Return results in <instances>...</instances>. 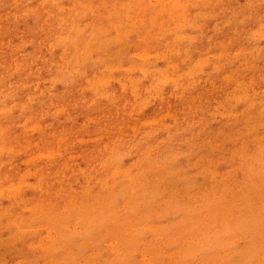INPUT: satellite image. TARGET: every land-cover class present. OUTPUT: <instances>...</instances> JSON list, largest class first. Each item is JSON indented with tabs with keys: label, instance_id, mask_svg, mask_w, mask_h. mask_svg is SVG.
<instances>
[{
	"label": "rangeland",
	"instance_id": "obj_1",
	"mask_svg": "<svg viewBox=\"0 0 264 264\" xmlns=\"http://www.w3.org/2000/svg\"><path fill=\"white\" fill-rule=\"evenodd\" d=\"M38 1L0 0V54H12L15 59L10 65V57L0 55V188L12 184L11 194L15 196L9 200L7 193L0 194V264H57L55 255L61 251L54 249L53 243L68 246L69 258L63 264H103L107 259L112 264L110 244L118 242L112 232L106 236L95 226L79 228L81 235L68 232L63 237L56 229L57 218L66 215V203L78 198L79 203L87 204L89 195L92 200H111L105 201L104 211L96 219L110 222L119 216L117 221L121 222L133 214L137 225L135 239L141 241L135 242L137 245L128 243L131 249L137 246L146 255L154 250L157 241L149 229L151 224L159 229L162 238L158 248L165 253L176 250L184 241L177 229V221L184 218L195 228L190 230L195 231L191 234V255L203 259V264L256 261L253 250L258 247L253 245L249 250L247 243L252 240V232L253 244L264 248V25L255 36L238 42L237 57L215 56L216 67L211 71L217 73L227 65L228 73L238 70L247 90L251 87L250 76H246L251 72L247 69L256 68V94L248 98L239 95L240 103L231 114L217 105L221 92L213 91L204 62L191 67L185 62V68H191L189 76L171 73L168 84H157L152 94L143 98L142 92L137 93L140 90H135L132 83L145 74L151 63L145 57L148 46L164 54L171 49L173 40L167 36L166 44L156 32L151 36L148 32L145 44L132 48L134 54L138 53L135 58L131 53L126 56L121 44H113L106 36L102 38L100 33L88 30L82 35L91 39L92 47L89 52L80 53L81 61L65 57L71 58V63L57 75L51 73L50 67L38 69L36 57L29 53H40L41 49L45 51L42 54H52L53 63H65L61 58L64 48L57 45L52 35L39 30ZM14 2L20 6L18 9L13 7ZM73 2L68 0L67 4ZM133 3L137 10L133 13H138L136 18L142 21L159 7L156 0ZM13 10L31 13L32 20L28 23L29 17H13ZM216 12L223 14L224 7ZM251 13L238 12L234 16L229 39L236 36L240 23L251 22ZM193 22L191 35L203 31L216 37L221 32L212 20ZM118 23L136 35L130 19L120 18ZM196 38L197 35L189 39L190 52L204 55L200 49L195 50L192 40ZM178 45L189 48L187 40ZM231 46L234 50L235 42ZM213 53H217L216 48ZM128 59L136 60L135 69H125ZM82 61L96 71L98 80L86 81L87 76L79 68ZM104 68L114 70L112 77L117 80L110 87V97L101 99L83 89L94 83L103 86L100 82ZM108 89L107 86L103 90ZM167 94L174 98L169 104L164 102ZM167 111L169 115L164 117ZM36 140L46 155L60 142V158L33 160L34 150L28 146L29 141ZM247 157L259 160L252 163ZM28 169L33 170V187L25 173ZM83 171L86 174H81ZM213 172L217 176H212ZM129 176L133 178L131 183ZM104 182L107 188L100 187ZM85 190L86 195L79 196ZM198 190L202 192L200 197ZM145 204L153 210L150 216L147 212L136 213ZM117 205L120 206L116 208ZM208 205L224 207L226 211L222 216L219 210L207 215ZM17 213L28 221L13 226L10 221ZM197 218L202 223L204 219L203 224L216 218L228 219L234 228L204 236L206 231L198 230ZM39 237L43 238L41 243ZM216 252L217 257L211 259ZM140 254L128 255L126 262H142L146 255Z\"/></svg>",
	"mask_w": 264,
	"mask_h": 264
},
{
	"label": "bare ground",
	"instance_id": "obj_2",
	"mask_svg": "<svg viewBox=\"0 0 264 264\" xmlns=\"http://www.w3.org/2000/svg\"><path fill=\"white\" fill-rule=\"evenodd\" d=\"M17 1V0H16ZM68 0H39L38 8L40 13L37 17V25L39 30L43 33L50 34L54 37V41L57 45L64 48L63 55L64 62H52V54H42L45 52L43 49L37 51L30 52L29 55L35 56L37 59V68L40 67H50L51 73L57 75V73H61L67 68L71 60H77L78 62L82 59L80 58L81 52H89L91 49V39L85 38L82 34L88 30H92L93 33H100V37H107L109 42L113 44H121L122 51L129 56L131 53L132 57L138 55V53H133L132 48L139 47L141 44H145V38L151 36L155 32L160 34L161 39L166 43L165 38L168 36L169 39L173 40L170 44L171 49L168 54H164L160 52V50H155L154 47L148 46L147 51L145 52L146 59H149L151 63L147 66L145 74L143 76H139L132 83L133 88L135 90H140L137 93L142 92L143 98L149 94H152L153 89L160 85H167L170 81L171 73L175 75H186L189 76L191 73V68L186 69L184 65L188 64L189 67L198 66L201 62H204V66H206L207 71L206 74H209V83L213 88V91L221 92V100L216 101L217 105L222 106L225 110H229L231 114L237 109V104L240 101L239 95H242L243 98L251 97L255 93V76H256V68L247 69L251 72L250 76V89L247 90L245 86H243L242 81L240 80L241 73H236V71H232L228 73L229 67L224 66L221 68V71H211L213 67L215 68V56L216 54L226 59L229 56L237 57L236 55L240 54V50H238V42L240 40H246L251 36H255L259 30L264 25V7L261 8V5H264V0H156L159 4L157 7V11L152 12L150 17L146 21H142L138 16L136 18V14L133 13L137 11L136 5L133 3V0H73V4H67ZM134 4V5H133ZM219 5V6H218ZM36 6V7H37ZM224 7V12L221 14L220 12H216L217 8ZM13 7L18 9L20 6L13 4ZM105 8L108 10L105 12ZM252 12L251 17L252 20L250 23H240L237 26L236 36L232 39H229V31L230 28L234 25V16L237 15L238 12ZM262 11V12H261ZM105 12V13H104ZM108 12V13H107ZM13 17L24 19L29 17L28 23L32 20L31 13L22 11V10H13L11 13ZM128 18L133 21L131 25L133 31H135L136 35L130 34L129 32L132 29H129L125 26H121L118 23L119 19ZM195 21L199 24L204 20H212L214 22V26L216 29L221 31L216 37L208 36L203 31H198L194 35H191L190 27L194 25ZM53 21L55 24H53ZM187 24V28L185 29L183 26ZM34 25L33 21L30 24ZM180 25V28H178ZM23 26V24H22ZM25 27V26H24ZM172 30V28H175ZM218 27V28H217ZM26 28V27H25ZM31 29V27H30ZM194 28H192V31ZM24 30H22V33ZM149 32V36H146ZM28 33V32H27ZM195 40H192L196 44L195 50L199 52L201 50V54L204 55H193L190 52V38L191 36H196ZM145 37V38H144ZM144 38V39H143ZM215 38V39H213ZM186 40L188 41L189 48L183 49L178 45L180 41H184L186 44ZM232 42H235V49L232 50ZM41 43V42H40ZM150 44V43H149ZM44 47V46H40ZM71 48V49H70ZM126 50H125V49ZM217 49V53H213L214 49ZM5 49V48H4ZM151 49V50H150ZM7 50V49H5ZM46 50V49H45ZM51 53H55V50L50 51ZM98 53V52H96ZM1 55V54H0ZM10 55H1L2 57L9 58L10 65L15 63V59ZM90 54H87L89 57ZM28 57V56H27ZM65 57H71L69 59ZM128 63L125 64V69L130 70L135 69L136 60L128 59ZM191 61V62H190ZM186 62V64H185ZM190 62V63H189ZM61 63V64H60ZM79 68L81 69V74L83 76H87L86 81H92L91 79L98 80V76L96 71L93 70L86 61L80 62ZM56 64V65H55ZM40 66V67H39ZM36 66L34 65L33 68ZM103 75V86L98 85V83H94L92 87L85 88L83 91H88L91 93H95L97 97H101V99H106L109 96L110 87H113L115 80L113 79V72L110 68H104L102 70ZM194 73V72H193ZM63 83H65L63 81ZM66 84V83H65ZM109 87L108 90H103L105 87ZM218 88H214L217 87ZM99 87V88H98ZM146 89L143 90V88ZM165 90V87H164ZM136 93V94H137ZM261 94L264 96V89ZM173 94H167L165 96L164 102L166 104L171 103L173 100ZM240 103V102H239ZM167 106V105H166ZM168 108V107H167ZM169 112L164 115V117H168ZM29 141V149L33 151V160H38L44 157H58L60 158V154L58 149L60 147L57 142V147H55L51 153L48 155L44 154V148L41 149L42 145L39 140L31 142ZM80 143V142H79ZM236 151H233L232 154L235 155ZM242 156V155H241ZM246 160H252L253 162H257L259 158L252 159L251 157H247ZM256 164V163H254ZM63 165H66L64 163ZM125 172V170H124ZM26 174L30 176L31 182H29L32 187L34 186V182H32L33 170L28 169ZM115 172H113L114 174ZM81 174H86V171H83ZM217 173H212V176ZM133 178L131 176L128 177V182L131 183ZM12 184H5L2 188H0V194L4 195L7 193L8 199H14L15 196L11 194ZM102 188L106 187V182L100 185ZM87 190L80 192L79 196L86 195ZM197 195L200 197L202 195L201 191H197ZM159 196V195H158ZM118 198V200L121 199ZM157 197V196H156ZM114 199V198H113ZM112 199V201H113ZM111 203L110 198H99L92 200V195H89V200L87 204L79 203L78 198L75 201H69L66 203L67 207L65 210V217L57 218V230L59 235L63 237L67 235L68 232L75 233L81 235L79 228H83L87 230L88 228H93L95 226H99L101 230L104 231V234L107 236L108 233L112 232V234L116 237L117 243L110 244L111 253V262L112 264H128L126 262V257L130 254H134V252H140V255H146L142 250H140L137 246L134 249H131V245L128 242H138L140 239H135L137 236L136 229V219L133 214L126 221H117L119 216H115L112 218L110 222H104L101 219H96L100 216V213H103V207L106 205L105 201ZM150 206L153 207L150 203V199L148 200ZM145 204V208L136 212V213H145L150 216L153 212L152 208ZM120 206V205H119ZM118 205L116 208L119 207ZM223 207V206H222ZM54 207H52V210ZM51 210V209H50ZM214 210H219L220 216L225 213V208L214 207L213 205H208V209L206 211L207 215H210ZM17 213L13 218H11L10 223L13 226L19 225L24 222V224L28 221L24 217L20 216ZM9 221V220H8ZM198 230H205L206 232L203 234L204 236H209L210 234H217L226 230L227 232L233 230L234 223L231 220L216 218L210 220L208 222L203 223L200 218H197ZM178 223V231L184 235V241L177 245L176 250L163 253L162 248H158L160 245L159 240L162 238L159 234V229L155 227V225L151 224V228L149 227L151 234L156 238V242L154 244V250L148 251V255H146V259L142 260V262H136L138 264H203V259H199L193 257L191 255L194 247L192 246L191 234L193 235L195 231L192 233L190 230H194V225L190 221L184 220L181 218L177 221ZM249 230H254L252 227H249ZM264 230V226L261 228ZM67 231V232H65ZM197 231V230H196ZM251 232L252 240H248L247 249L252 248L253 245L258 248L253 250L254 261L252 264H264V248L259 243H254V236ZM43 240L42 237H39L38 241L41 243ZM111 242V241H110ZM252 244H249L251 243ZM119 243V244H118ZM151 242L149 241L148 244ZM228 243V242H226ZM136 245L138 243H135ZM74 246V245H73ZM54 249L58 248V251H61V254H56V262L57 264H63L68 261L69 258V249L67 245H61L60 243L56 246L54 243L52 244ZM254 248V247H253ZM252 248V249H253ZM249 249V250H252ZM251 251V252H253ZM67 252V253H66ZM218 253L212 254L210 257H217ZM190 256L192 258H190ZM162 258V260L159 259ZM109 260V259H107ZM102 261L103 264H108V261ZM105 262V263H104ZM78 263V262H76ZM130 264V263H129ZM135 264V263H134Z\"/></svg>",
	"mask_w": 264,
	"mask_h": 264
}]
</instances>
